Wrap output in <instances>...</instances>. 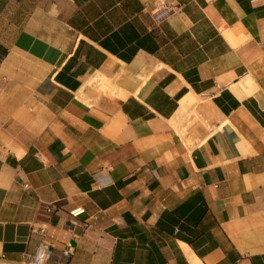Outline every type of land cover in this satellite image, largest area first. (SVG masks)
<instances>
[{
	"label": "crops",
	"instance_id": "0c3cea01",
	"mask_svg": "<svg viewBox=\"0 0 264 264\" xmlns=\"http://www.w3.org/2000/svg\"><path fill=\"white\" fill-rule=\"evenodd\" d=\"M160 1L0 6L3 264H264V0Z\"/></svg>",
	"mask_w": 264,
	"mask_h": 264
},
{
	"label": "built area",
	"instance_id": "2783aa9c",
	"mask_svg": "<svg viewBox=\"0 0 264 264\" xmlns=\"http://www.w3.org/2000/svg\"><path fill=\"white\" fill-rule=\"evenodd\" d=\"M178 7L176 3H173L168 0H162L160 1L154 10L152 11V19L155 22L162 21L166 17H168L171 13H173ZM46 210L48 212H51L53 210V207L51 205H48ZM82 212L81 209L77 208L72 211H70V215L73 217H76ZM50 243L43 241V243L37 248L36 252L28 257L24 264H47V259L50 257V251L48 250V245ZM5 263L3 260V256L0 259V264Z\"/></svg>",
	"mask_w": 264,
	"mask_h": 264
},
{
	"label": "rangeland",
	"instance_id": "374dc122",
	"mask_svg": "<svg viewBox=\"0 0 264 264\" xmlns=\"http://www.w3.org/2000/svg\"><path fill=\"white\" fill-rule=\"evenodd\" d=\"M10 1H13V0H0V6H2L1 8L3 9L6 4L11 5L12 2H10ZM0 26L4 27L5 21H0Z\"/></svg>",
	"mask_w": 264,
	"mask_h": 264
},
{
	"label": "bare ground",
	"instance_id": "6f19581e",
	"mask_svg": "<svg viewBox=\"0 0 264 264\" xmlns=\"http://www.w3.org/2000/svg\"><path fill=\"white\" fill-rule=\"evenodd\" d=\"M204 153V152H203Z\"/></svg>",
	"mask_w": 264,
	"mask_h": 264
}]
</instances>
